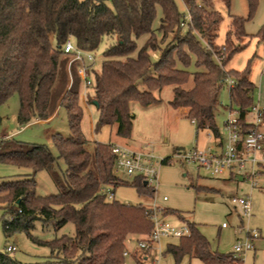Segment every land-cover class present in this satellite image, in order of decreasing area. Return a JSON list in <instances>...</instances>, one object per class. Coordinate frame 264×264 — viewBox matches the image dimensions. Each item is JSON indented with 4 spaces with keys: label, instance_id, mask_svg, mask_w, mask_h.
<instances>
[{
    "label": "trees",
    "instance_id": "trees-1",
    "mask_svg": "<svg viewBox=\"0 0 264 264\" xmlns=\"http://www.w3.org/2000/svg\"><path fill=\"white\" fill-rule=\"evenodd\" d=\"M181 1L189 21L178 11L174 0H0V105L16 95L19 124L47 119L63 105L69 127L67 136L52 134L57 156L43 143L15 142L7 136L0 140V163L30 169L26 177L0 182V206L9 215L2 222L3 231L6 235L23 231L37 244L48 246L50 255L40 264H124L127 238L140 235L146 240L153 229L146 205L122 203L108 194L113 195L117 185H131L138 195L152 197L154 185L147 183L143 175H133L130 182L115 176L114 144L95 142L91 150L85 147L87 140L81 130L83 108L79 101L81 77L76 63L68 64L69 55L63 52L68 39L83 50H93L108 39L101 69L90 78L88 88L92 94L88 92L86 99L98 112L95 133L103 126L116 125V135L128 139L135 118L131 103L142 107L159 104L161 99L154 96V91L171 85L168 105L186 108L185 116L193 123L196 134L207 130L219 145L215 111L220 104L219 90L227 78L233 80L228 88L229 109L232 104L237 108L239 135L244 137L257 129L246 119L255 107L251 95L255 86L249 79V66L227 69L226 63L243 47L244 43L236 44L235 40L240 42L248 36L244 22L252 16L258 0H247V18L231 17L225 41L213 51L219 62L201 44L203 41L209 47L216 46L214 38L221 15L214 8V0ZM224 1L228 6L230 0ZM157 7L162 12L157 27L161 40L173 32L179 35L181 23L186 22L182 38L176 37L164 49L156 42L152 26ZM143 35L148 37L137 48V39ZM261 36L264 37V30ZM157 49L159 58L152 62L149 52ZM191 54L200 70L190 73L176 66L177 61L188 64ZM189 77L192 86L185 88ZM139 81L145 87L142 90ZM58 159L66 165L61 176L55 170ZM169 161L170 157H163L161 163L166 165ZM42 170L54 181L56 193H35L34 176ZM192 187L195 191L208 189L197 184ZM162 211L176 214L188 228V234L179 237L178 244L166 247L165 253L171 254L175 263L185 255L196 256L204 264L242 263L231 253L213 250L197 223L185 218L181 211ZM37 219L55 228L72 222L75 232L50 241L35 239L30 230ZM0 264L20 263L4 253L0 254Z\"/></svg>",
    "mask_w": 264,
    "mask_h": 264
},
{
    "label": "rangeland",
    "instance_id": "rangeland-1",
    "mask_svg": "<svg viewBox=\"0 0 264 264\" xmlns=\"http://www.w3.org/2000/svg\"><path fill=\"white\" fill-rule=\"evenodd\" d=\"M178 11L187 16L181 0H174ZM214 8L221 15V20L217 26L216 36L214 38L215 47H209L203 41L201 44L210 50L215 61L219 62L214 49H219L230 29L232 16L247 18L249 8L247 0H230L227 6L224 0H214ZM162 12L160 7L156 8V15L152 26L155 29L156 42L160 49H164L168 42L174 41L176 37L180 40L186 32V22L181 25V33L176 35L170 33L161 40V33L157 30ZM190 19H186L189 21ZM264 30V0H258L254 12L250 18L244 22V31L248 36L240 42L244 43L241 50L235 52L226 63L227 69L242 70L249 66V79L253 82L255 88L252 92V101L256 107L264 108V37L261 36ZM147 35L137 39V48L141 47ZM108 39H103L93 50H83V54H90L93 61L91 65L89 78L93 77L95 72H99L104 59L103 50L108 44ZM222 53L223 50L221 49ZM136 51L133 53V56ZM152 62L159 58L160 50H151L149 52ZM77 66V64H75ZM75 66V68H76ZM176 66L193 73L200 68L195 64L194 55H190V61L185 66L177 61ZM192 86V77L184 85L185 88ZM139 89H144V85L139 81ZM92 94L89 88L84 89L79 83L80 104L83 108L81 120V130L87 140L86 148L91 150L95 142L112 143L126 145L129 148L139 152H149L159 158L170 157L168 164H160L157 172V182L153 183L155 193L152 197L140 196L136 189L131 185H117L114 188V199L126 204L142 203L151 207L153 203L160 208L176 209L181 211L182 215L197 223L200 231L206 236L213 250L220 253H231L233 244L237 239L248 240L252 247L242 256L241 264H264V188H250L247 180H243L238 175L243 169L236 167L233 178L229 179L230 174L226 173L220 177H211L207 172L192 162L188 163L181 159L177 153H184L193 146L198 149H204L206 146L216 147L218 141L214 139L211 132L207 130L199 131L193 123L186 118L184 108H172L168 105V100L172 97V86L167 85L161 90L154 91V96L161 99L156 105L142 107L136 102L130 105L131 112L135 115L133 120L130 138L121 139L117 136L116 125L103 126L97 133L93 126L98 117L97 109L86 102L87 93ZM84 94V95H83ZM220 104L215 111V122L220 133L221 142H224L227 136L225 130V120L228 118L230 101L228 97V85L222 83L219 90ZM19 108L18 97L12 95L5 103L0 105V135H8L13 141L26 143L46 144L51 152L57 156V151L53 144L52 134L59 132L63 136L69 134L67 114L63 105H59L55 113L47 120H32L27 124H19L16 115ZM231 109L237 112L234 104ZM237 116V115H235ZM254 117V111L248 112L246 119L251 121ZM13 144V149L16 144ZM246 170L250 165L246 164ZM66 165L62 159H58L55 170L62 175ZM30 169L15 166L12 164L0 163V182L15 180L26 177ZM113 172L120 180L130 182L133 176H128L114 165ZM36 181L35 193L39 196L54 194L57 187L49 176L48 172L42 170L35 174ZM197 184L208 187L206 190L195 191L192 185ZM244 195L250 196L251 211L249 216H242L239 205L233 198H239ZM165 196V199L163 197ZM153 207V206H152ZM163 213V211H162ZM171 225L179 227L184 222L176 214L164 213ZM9 215L0 206V254L7 253L10 257L17 260L20 264H40L50 255V248L40 245L31 240L23 231L6 235L3 231V220L8 219ZM225 223V227H220ZM255 230L258 235L249 237L248 232ZM35 239L50 241L61 235L72 236L75 232L72 222H67L59 228L49 224H44L41 220L34 221V227L30 230ZM144 236L131 235L126 240L124 255V264H138L137 260L143 264H175L173 257L164 253L165 240L161 239L153 242L147 249L140 250L138 242L142 241ZM144 240V239H143ZM8 244H14L16 250L6 252L5 247ZM141 252V254H140ZM147 259H143V253ZM178 264H204L198 257L191 255L185 256ZM236 264H239L238 262Z\"/></svg>",
    "mask_w": 264,
    "mask_h": 264
},
{
    "label": "built area",
    "instance_id": "built-area-1",
    "mask_svg": "<svg viewBox=\"0 0 264 264\" xmlns=\"http://www.w3.org/2000/svg\"><path fill=\"white\" fill-rule=\"evenodd\" d=\"M186 19H190L189 14L186 16ZM82 51L83 49L76 47L70 39L63 45V52L69 55L68 64L71 62L77 64V72L81 77V84L86 89L91 85V79L87 75V71L89 70L87 65L93 61V57L90 54H83ZM223 83H226L229 88L233 84V80L227 78L223 80ZM263 109L256 106L252 109L254 117L250 123L256 126L257 129L248 131L244 137L239 135L238 126L236 125L235 115H237V112L229 109L228 118L224 122L227 133L224 142H221L215 148L208 145L204 149H198L196 146H193L188 151L184 153L179 152L177 155L188 163H194L197 169H204L211 177H220L226 173L230 174L238 167L244 170L243 172L241 171V174L248 181L251 189H263L264 132L258 128L262 121ZM4 137V135H0V140ZM112 152L115 154L116 168L126 175H143L147 183L151 185L157 182V172L160 164H162V158L154 156L149 152L135 151L126 145L118 144H114ZM246 164L250 165L249 170H246ZM108 197L112 198L113 195L109 193ZM233 201L239 205L241 217L250 215L251 203L249 195L233 198ZM152 206L148 207V209L153 221V229L146 240L138 242L140 249H147L153 242L159 241L161 237L170 236L179 238L188 234V228L185 224L179 227L171 225L167 220L168 215L162 213V208L159 206L157 208V205L154 203ZM221 226L225 227L226 224L222 223ZM248 235L250 238L255 237L258 235V232L251 230L248 232ZM251 247L252 245L248 240L242 241L237 239L233 244L231 254L234 258H241ZM5 250L6 252H13L16 250V246L8 244ZM126 254L127 252L125 251L124 255Z\"/></svg>",
    "mask_w": 264,
    "mask_h": 264
},
{
    "label": "crops",
    "instance_id": "crops-1",
    "mask_svg": "<svg viewBox=\"0 0 264 264\" xmlns=\"http://www.w3.org/2000/svg\"><path fill=\"white\" fill-rule=\"evenodd\" d=\"M185 110H184V112H186V108H184ZM54 113H55V111H54ZM53 113V114H54ZM52 114V115H53ZM52 115L50 116V117H52ZM49 117V118H50ZM49 118H47V119H49ZM47 119H44V120H47ZM40 121H42V120H40ZM258 128L261 130V131H263L264 132V120H262L261 121V123L259 124V126H258ZM4 135V134H3ZM4 136H7L8 137V135H4ZM130 138V137H129ZM121 139H124V138H122L121 137ZM129 147V146H128ZM178 154V153H177ZM234 174H238V172L237 173H235L234 171L232 172V173H230V177H229V179L231 178H233V176H234ZM238 175H240L241 177H242V179L243 180H245L244 179V177L242 176V174H241V172L238 174ZM165 198V196L163 197V199ZM168 214H173V213H168ZM222 225V224H221ZM221 228H222V226H220ZM161 239H164L165 240V245H164V253H165V251H166V247H167V245L168 244H178V242H179V238H176V237H170V236H165V237H161L159 240H161ZM141 251H143V249H140ZM143 253V252H142ZM140 254H141V252H140ZM169 254V253H168ZM143 259H147V257H146V255H145V253H143ZM171 255V254H170ZM172 256V255H171ZM185 256H188V257H190V255H185ZM185 256H183V257H185ZM173 257V256H172ZM174 259V258H173ZM175 264H178V263H175Z\"/></svg>",
    "mask_w": 264,
    "mask_h": 264
}]
</instances>
